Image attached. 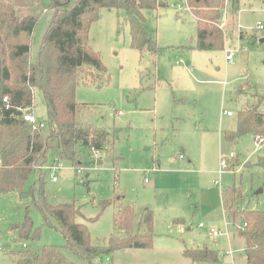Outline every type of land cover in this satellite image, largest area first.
<instances>
[{
  "label": "rangeland",
  "instance_id": "rangeland-1",
  "mask_svg": "<svg viewBox=\"0 0 264 264\" xmlns=\"http://www.w3.org/2000/svg\"><path fill=\"white\" fill-rule=\"evenodd\" d=\"M178 1L145 12L160 48L156 53L132 47L125 10L101 9L91 24L89 45L107 71L95 77L84 67L76 101L85 105L82 122L110 131L115 162L94 154L96 164L80 173L67 162L45 167L49 203L74 204L80 210L77 222L88 225L96 245H106L115 233L121 203L134 207L136 224L143 210L152 211L153 247L116 251L110 264H246L245 240L238 230L243 222L226 213L223 192L236 187L242 209L264 210V170L258 165L264 145L251 134L235 142L223 136L235 130L239 110L255 105L264 112V32L257 29L264 25V0H237V12L234 0H226L227 20L220 21L225 50L208 52L196 48L195 18L179 11ZM40 2L46 10L34 30L32 61L54 13L51 0ZM232 52L234 60L228 62ZM32 115L37 124L48 123L38 89ZM232 153L235 157L222 168ZM37 178L30 175L22 192L0 193V264H14L17 252L47 245L60 247L71 262L88 264L67 248L62 233L45 224ZM104 202L110 204L103 207ZM27 216L33 224L28 240L15 227ZM213 228L222 235L214 237ZM205 248L216 251L219 260L194 262L184 255L186 249Z\"/></svg>",
  "mask_w": 264,
  "mask_h": 264
},
{
  "label": "trees",
  "instance_id": "trees-1",
  "mask_svg": "<svg viewBox=\"0 0 264 264\" xmlns=\"http://www.w3.org/2000/svg\"><path fill=\"white\" fill-rule=\"evenodd\" d=\"M225 1L188 0L196 22L199 51L225 50L224 30L220 27ZM233 3L237 12V0ZM167 6V0H51L52 21L32 61L31 42L45 5L40 0H0V193L22 192L30 175H37L36 185L41 188L38 206L45 224L62 233L67 248L88 264H103L122 249L152 248L153 213L143 210L141 223L136 224L134 207L120 202L114 217L115 233L106 245H96L91 241L88 225L77 222L80 210L74 204L49 203L43 189L48 171L45 167L67 162L80 173L82 167L96 164L94 154H106L115 162V143L110 139V131L82 122L80 110L85 105L76 101L77 86L85 80L84 67L93 71L95 77L107 71L100 55L89 45L90 27L99 19L103 8L125 10L132 47L140 52L147 47L156 53L160 48L147 27L145 12ZM37 89L42 91L48 110V123L43 127L24 119L35 108ZM5 98L8 103L4 102ZM249 134L255 139L264 136V112L260 106L239 110L236 129L225 131L224 139L235 142ZM258 165L264 170V157L259 158ZM241 197L236 187L227 188L223 192L225 211L243 222L238 230L245 240L246 264H264V210L242 209ZM109 204L104 202L103 207ZM15 227L21 239L33 238L29 216ZM184 255L194 262L219 260L217 252L207 248L186 249ZM13 257L14 264H76L66 258L60 247L53 245L33 252L24 249Z\"/></svg>",
  "mask_w": 264,
  "mask_h": 264
},
{
  "label": "built area",
  "instance_id": "built-area-1",
  "mask_svg": "<svg viewBox=\"0 0 264 264\" xmlns=\"http://www.w3.org/2000/svg\"><path fill=\"white\" fill-rule=\"evenodd\" d=\"M175 5H176V7L178 8L179 11L180 10H186V11L191 12V8H190L188 0H179ZM226 18H227V11H224L223 12V19L226 20ZM257 29L259 31H263L264 32V25L259 23L258 26H257ZM234 56H235L234 52H232L231 54H228L226 56L227 61L228 62H232L234 60ZM4 102L8 103V99L5 98ZM228 115L231 116L232 113H228ZM24 119L27 122H29L30 124H35L36 126L43 127L45 125V124H42V123L41 124H37V121H36V119L34 118V116L32 114H25ZM256 140H257L259 145H264V136H258ZM234 157H235V155L233 153L229 157H226L225 159H227V160L224 161V162L222 161V168L225 169L227 167V161L233 159ZM53 168H55L54 165H52L49 170H52ZM52 177H53L54 181L57 180L55 173L52 175ZM244 227L245 226H243V228ZM211 233H212V235L214 237H219V236L222 235V233L220 231H218V230H216L214 228L211 229ZM0 251H1V247H0ZM110 263H111V259L108 257V258H106V260H105V262L103 264H110Z\"/></svg>",
  "mask_w": 264,
  "mask_h": 264
},
{
  "label": "water",
  "instance_id": "water-1",
  "mask_svg": "<svg viewBox=\"0 0 264 264\" xmlns=\"http://www.w3.org/2000/svg\"><path fill=\"white\" fill-rule=\"evenodd\" d=\"M198 1H200V0H198ZM261 41L264 42V39H262ZM101 163H102V161L100 160V161H99V164H101Z\"/></svg>",
  "mask_w": 264,
  "mask_h": 264
},
{
  "label": "crops",
  "instance_id": "crops-1",
  "mask_svg": "<svg viewBox=\"0 0 264 264\" xmlns=\"http://www.w3.org/2000/svg\"><path fill=\"white\" fill-rule=\"evenodd\" d=\"M177 1V0H176ZM228 16V15H227ZM227 20V19H226ZM236 129V128H235ZM228 131V130H227ZM224 136V135H223Z\"/></svg>",
  "mask_w": 264,
  "mask_h": 264
}]
</instances>
